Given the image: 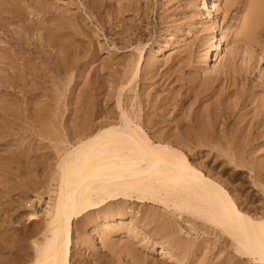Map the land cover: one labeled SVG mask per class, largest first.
Returning a JSON list of instances; mask_svg holds the SVG:
<instances>
[{
    "label": "bare ground",
    "instance_id": "bare-ground-1",
    "mask_svg": "<svg viewBox=\"0 0 264 264\" xmlns=\"http://www.w3.org/2000/svg\"><path fill=\"white\" fill-rule=\"evenodd\" d=\"M12 1L14 2V0H12ZM21 1H23V0H21ZM119 1L122 2V0H119ZM211 1L212 0H202L200 3V7L198 6V8H200V11L204 10V12H205L204 14L206 16V19L208 18L209 20H212L213 16H214L213 15L214 11H212V9H211L212 6L210 7V4L213 3ZM213 1H216V0H213ZM228 1H230V0H224V4ZM126 2L124 4H126ZM20 3H19V5H20ZM219 3H220V1H219ZM127 4H128V2H127ZM263 4H264V0H249L247 12H246V14H244V17L242 20V24L246 27L248 32H250L252 30L253 25L256 22L257 18L261 14H263V11H264V9H262ZM22 5H25V4H22ZM27 5H28V3H27ZM38 5H40V4H38ZM29 6H30V4H29ZM217 6H219V5H217ZM217 6H215V7H217ZM224 7L225 8L223 11H226V4ZM41 8H39V9H41ZM127 8H129V4H128ZM12 9H14V8H12ZM23 9H24V7H23ZM66 9H67V7H66ZM220 10H221V8H220ZM8 11H10V10H8ZM241 11H243V9ZM22 12H23V10H22ZM36 12H38V11H36ZM117 13H118V11H117ZM238 13H239V11H238ZM23 14H24V12H23ZM45 14H43V15H45ZM66 14H67V12H66ZM199 14H200V12H199ZM168 16H169V14H168ZM168 16H166V17H168ZM7 18H11V17L8 16ZM70 18L72 19V17H70ZM175 20H176V18H175ZM15 21H16V19H15ZM48 21H50V20H48ZM211 22H213V21H211ZM63 24H65V23H63ZM80 24H79V26H80ZM15 25H17V24H15ZM129 25H131V24H129ZM211 25H213V24L211 23ZM31 26H32V24H31ZM40 26L41 25H38V27L37 26L36 27L40 28ZM54 26L55 25H53V27ZM132 26H133V24H132ZM16 27H18V25ZM53 27H51L50 29L52 30ZM59 28H61V27H59ZM13 29H14V27H13ZM25 29H24V31H25ZM32 29H33V26H32ZM211 29H213V28L211 27ZM238 29L240 30L239 27H238ZM57 30H59V29L57 28ZM71 31L73 32V29L70 30V32H69L70 34H72ZM242 31H243V29H242ZM242 31L240 32V34L242 33ZM63 32H61V33H63ZM65 32H66V30H65ZM221 32H223V31H221ZM42 33H43V31H42ZM226 33H228V32H226ZM67 34H68V32H67ZM240 34H238L239 36L237 35L238 38H241ZM14 35L15 34H13V36ZM34 35H36V34H34ZM40 35H42V34H40ZM64 35L66 36V34H64ZM231 35H232V33H231ZM234 35H236V34H234ZM45 36H46V34H45ZM61 36H62V34H61ZM214 37L215 36L213 35V39H215ZM65 38H68V37H65ZM210 39H211V37H210ZM228 39H230V36ZM61 40H63V39L62 38L59 39V37L57 39V38L49 35V37L47 36L46 42L48 41L47 44L50 43L54 47H58V46L60 47L62 45V42L64 43V41H61ZM68 40H70V39H68ZM72 40H73V38H72ZM72 40H70V41H72ZM120 40H122V39L120 38ZM228 42H229V40H228ZM7 43H9V42H7ZM20 43H18V44H20ZM137 43H138L137 45H139V47H137L139 50L138 61L133 62L131 60L130 62H123L122 60H118L117 62L114 63V66L112 65L111 69L108 70V71L111 70L109 72V74L104 76V74H102V72L99 73V71H98V74L97 75L94 74L95 77L92 78V79H94V82L97 84V86H99V88L105 82H107L106 84L109 85V88L107 89V87L103 85L102 87H106V88H103V89H105L104 90L105 92L101 91L104 95L106 94V99H102V97H99V100L101 98L102 100L106 101L107 98H113V100L115 101L114 108L112 110L106 111L104 108L102 109V106L97 103L99 101L96 102L94 100L95 97L93 98L92 96H90L93 99L91 98V99H88L86 101L82 100L84 102H83V105L80 104L82 106L80 107L81 109L79 110V116L77 115L78 116L77 119L72 120L73 122L69 120L68 116H63L64 111H61L62 107L70 105L68 102H66L65 104H64V102L59 103L60 100L62 101V99H60L58 97H55L54 99L53 98L50 99V97H47L46 91L48 90L47 87H49V86H47L46 84L48 82H46V84H44L43 82H45V81L52 82V80H53L52 79L53 77L51 78V75L49 76L50 73L49 74L47 73L48 75H46V72H45V68H47L49 65H46L47 67H45L43 69L39 63H36L39 60L37 59V61H36V59H35V61H36L35 62L34 58L32 59V57L34 55L32 57L30 56L32 52L31 53L29 52L30 54H25L24 52H21L22 48L20 49L19 47H17V48L20 49V51L17 49V50L11 51V53H6V54L4 53L5 55L3 54L4 55L2 57L3 58V62H2L3 66H1V69H0V71L2 70V72L0 74V89L2 88V91H3L0 94V96H2V98L0 99V131H1L0 137L2 135V140H5V138H7V135L5 138H3L4 137L3 135L6 132H4L2 134L3 130L1 129L2 127H5L8 130H10L7 134L13 133L16 136V134L20 133L19 131H21V130L26 131V132L28 131V132H30V134L35 133V135L37 134L38 136H40L43 139L48 137L47 140L53 139V142H55V143H58V144L62 143V147L60 146L59 148H56L57 150H53V151H57V152H55V156H54V157H56V158H54L56 160V161H54L55 162L54 163L55 164L54 165V174L56 175L55 178H57V181H56V188H54L55 191L53 193L52 203L49 205L48 211H44L43 214H37L36 213V215H34V218L32 219V220L41 219L44 221L45 228L43 229L44 232L42 233L43 239L41 241H33L32 242V244H31L32 249H33V250H31L32 252L31 251L29 252L28 250L25 251L22 248H15L13 246H12V248L16 249L15 251L11 250L12 251L11 252L10 249L5 250V255L4 256L1 255L2 259L0 261V264H71L73 261H75V254H76V252L73 248L74 247V239H73V229L74 228L73 227H75L76 225L73 226L74 225L73 221L76 222L75 219H77V218L80 219V217L83 218L84 216H85L84 218L86 219L87 217L91 216L93 214L92 211H94L96 209L100 210V208L105 207V206H107L109 208L111 206V204H119V205L122 204L123 206H121V207H122L123 211L121 212L119 210L121 213L118 212L119 213L118 216L115 214H110V215L108 214L109 215L108 219L113 220V221L115 220V221H117L118 225H120L119 223H122L123 219H127L128 217H130L129 223H131L130 219L137 217L136 214L138 212V211L134 212V208L131 205L132 204L131 202L150 203L152 205H156V206L164 205L166 207L172 205L173 209H174V206H175V208L177 206L178 208L183 209L185 211L179 215L181 219H183L184 221H189V223L190 222L193 223L195 229L196 228L199 229L205 235H207V234L213 235L216 239H220L221 241H223L225 246L228 249L230 248L232 250V252H233L232 255H234V256L240 255L241 258L248 259L253 264H264V212L261 211V208L260 209L258 208L259 210L258 209L254 210V208L247 206V204H245L244 199H242L239 196H237L236 194H234L235 192L232 191V189L230 188V186L226 182V180L223 177H221L220 174H217V173H215V171L213 172L211 170V168H212L211 166H210L211 168H208L207 165H205V163H201L199 161L198 162L194 161L193 155H197V152L201 149L197 148L198 151L195 149L194 152H191L192 151L191 150V148H192L191 143H194L195 146H204L205 145L206 147L210 146L211 148L213 146V143H221V144L222 143H228V144L233 143V144H230L228 148L226 147L227 149L225 148L226 151L224 154L220 150L218 151V153L221 152L220 155L217 153L221 158L220 159L218 158L219 160L217 158H215L214 164L219 163V162H223V161H228L229 163L233 162L235 165H237L239 170H242V169L243 170L244 169L249 170L254 176L253 177V183L255 185H257L260 188V190H262L264 192V179H263L264 177L261 178L260 177L261 174H259V172L262 171V167H264L263 166L264 164L262 163L263 162L262 159L255 160L256 158H253L251 156L252 154L254 155V153H255L254 151H253L254 153L252 152L253 148L252 149L247 148V146H246L247 149H245V147L242 148V145H241V149H240V147H238V145L236 144V143H252V144L253 143L254 144L255 143L256 144L257 143H264V97L263 98H259V97L257 98L255 96H253L252 95L254 93V91H253V93L251 95L253 96L254 99L249 101L250 106L246 105L247 103H244L243 106L245 109H243V110H239V111L236 110L237 112L234 109L226 110V111H218V110L212 111V109L206 110L204 108L206 111L203 112V110H202L201 112H203V113L200 114L196 108L198 106H196V107L193 106L197 111L193 110L194 108L191 109L192 107L189 108V106H188V105H193V103L195 101V100L190 99V98H192L191 96L194 94L193 93L192 95H190V98H189L190 101H188V105H187L188 109H186V107L184 106V103H185L186 99L189 97V95L181 94L179 92V90H176L175 87L169 88L167 92L165 91L166 94H164V95L160 94V90L163 89L162 86H165V87L167 86L166 81L167 80L172 81L171 76H169V75L166 76V72H168V70H167L168 66H165V67L159 69L158 64L156 65L154 63L155 61L154 60L152 61V59H150V57L152 55L150 57L148 56L149 59L145 60L144 59L145 55L144 56H142L143 54L141 55V51H143L142 50L143 46H141L142 45L141 43H143V42H141V43L137 42ZM211 43H212V44H210V46H212L211 49H214L216 56H219L220 54H222L220 51V48H219L218 40H215ZM226 43H227V41H226ZM229 43H227V44H229ZM28 44H30V43L28 42ZM246 44H245V46H246ZM9 45H10V43H9ZM9 45L7 47H10ZM85 45H87V44H85ZM177 45H178V42H177ZM20 46H22V45H20ZM226 46H228V45H226ZM7 47H6V49H7ZM70 47H72V46H70ZM100 47H101V45H100ZM12 49H14V47ZM28 49H30V48H27V50ZM106 49H107V47H106ZM106 49H105V51H106ZM9 50H11V49H9ZM57 50H59V49H57ZM61 50H63V48ZM22 51H24V50H22ZM29 51H32V50H29ZM34 51H35V49H34ZM3 52H4V50H3ZM7 52H9V51H7ZM207 52H208V48L206 49L205 56H207V54H208ZM243 52H245V51H243ZM26 53H28V52H26ZM38 53H40V52L38 51ZM0 54H2V53H0ZM33 54H35V53H33ZM81 54H82V52H81ZM113 54H114V52H113ZM150 54H152L151 51H150ZM168 54H169V52H168ZM234 54H235V52H234ZM47 55H48V53H47ZM248 55H249V53H248ZM37 57H39V55L36 56L35 58H37ZM2 58H1V61H2ZM106 58H107V56H106ZM154 58H155V56H154ZM203 58H205V57H203ZM207 58H208V56H207ZM40 60H41V58H40ZM113 60H116V59H113ZM144 60H145V62H144ZM203 60H202V62H203ZM171 61H172V59H171ZM161 62H162V60H161ZM2 63H0V65ZM199 63L201 64V62H199ZM171 64H173V63L171 62ZM120 65H121V67H120ZM102 66H106V65L103 64ZM197 67H199V64ZM201 67L202 66L200 65V68ZM107 68H109V67H107ZM202 68L205 69V67H202ZM57 71H56V73H57ZM48 72H49V70H48ZM50 72H52V71H50ZM53 72H52V74H53ZM209 72H211V71H209ZM213 72H214V70H213ZM60 73H63V72L60 71ZM60 73H58V74L61 77L62 74H60ZM169 73H170V70H169ZM175 73H176V71H175ZM76 74L77 73H75L74 75H76ZM78 74H79V72H78ZM78 74H77V76H78ZM80 74H81V72H80ZM173 74H174V71H173ZM56 76H54V78ZM69 77H70L69 79L71 81L73 77L72 78H71V76H69ZM175 78H177V77H175ZM88 79H89V76H88ZM180 79L181 78H178V81H180ZM189 79H190V77H189ZM62 80H64V79H62ZM210 80H212V79H210ZM232 80H234V79H232ZM65 81H66V79H65ZM67 81L69 82V80H67ZM186 81H185V83H186ZM224 81H226V80H224ZM60 82H62V81H60ZM66 82H64V84ZM59 83H57V84H59ZM72 83H74V82H72ZM137 83H138L139 88L136 89L135 85L137 86ZM190 84H191V82H190ZM192 84H194V83H192ZM207 84L208 83H206V87H207ZM67 86H68V84H67ZM71 86H73V85L71 84ZM63 87H65V86H63ZM63 87H60V88H63ZM102 87H101V89H102ZM169 87H171V86H169ZM262 87H264V86H262ZM262 87H261V89H263ZM52 88L56 89L57 86L52 87ZM68 88H70V87H68ZM68 88H66V89H68ZM88 88H89V86H88ZM246 88L248 89L249 87H246ZM252 88H253V86H252ZM252 88H251V90H252ZM59 89L57 91L58 93H59ZM95 89H97V87ZM257 89H259V88H257ZM89 90H90V88H89ZM92 90L94 91L93 88H92ZM49 91H50V89H49ZM64 91H65V89H64ZM186 91H187V89H186ZM190 91H192V90H190ZM190 91H188V92H190ZM65 92H67V91H65ZM94 92H96V91H94ZM97 92H99V91L97 90ZM101 92H100V94H101ZM16 93H21V97L18 96L20 94H16ZM83 93H85V91ZM182 93H185V92H182ZM100 94H98V95H100ZM186 94H188V93L186 92ZM189 94H191V92ZM238 94H240V93L238 92ZM255 94H256V92H255ZM258 94H259V92H258ZM61 95H63V92L61 93ZM65 95H66V93H65ZM87 95H86V98H87ZM234 95H236V94H234ZM240 95H242V94H240ZM50 96H52V95H50ZM68 96H69V94L67 95V97ZM70 96H71V94H70ZM186 96H188V97L185 99ZM248 96H249V93H248ZM63 98H65V97H63ZM68 98H69V100L71 99L70 97H68ZM237 98H239V97H237ZM250 98H251V96H250ZM203 99H205V98H203ZM233 101H234V99H233ZM239 101H240V99H239ZM241 101H243V100H241ZM186 103H187V101H186ZM236 103H237V100H236ZM105 104H106V102H105ZM226 105H227V103H226ZM183 106L185 107L184 112H181V115L178 114V116H177V110L178 109L182 110ZM212 106H214V105L212 104L210 106V108ZM199 107L202 109V105L201 106L199 105ZM229 107H230V105H229ZM56 108L58 111L56 110ZM73 109H75V108H73ZM78 109H79V107H78ZM236 109H238V108H236ZM55 110L57 111L58 117L57 116L56 117H57V119L59 118L58 119L59 122L57 121V119H55L56 121L54 120V115L56 114V112L54 115H53V113ZM63 110H65V108H63ZM66 110H68L67 112H70L68 108H66ZM76 110H75V112H76ZM178 112L180 113V110ZM69 116H71V115H69ZM49 118H50V120H49ZM72 119H74V118H72ZM229 121H233V124H232V126L227 128L226 123L227 122L229 123ZM49 122H51V123H49ZM48 125H50L51 127H55L57 129L59 128V130H60V131H58L59 134H56L55 137H53L52 136L53 134H52L51 138H50V135H49L50 133L48 134L47 133L48 131H45L46 129H48V127H47ZM12 130H14V131H12ZM49 130H51V129H49ZM68 130L75 132L76 135H75V137H73V139L74 138L76 139L75 141H72V139H71L72 136H70V134H68L69 133ZM49 132H51V131H49ZM45 133H46V135H45ZM55 133H56V131H55ZM47 134H48V136H47ZM11 136H13V135H10L9 137H11ZM19 137L21 139V136H19ZM35 138L36 137L34 136V139ZM41 138H39V139L41 140ZM43 139H42L43 143L47 141L46 139H45L46 141H43ZM17 141H16V143H17ZM24 142H26V141L24 140L23 143ZM28 143H29V141L27 140V144ZM30 143H31V141H30ZM23 145H25V144H23ZM23 145H21V146H23ZM246 145H248V144H246ZM21 146L19 149H21ZM32 146H33V144H32ZM256 146H259V145H256ZM17 147H19V146H17ZM29 147H31V146H29ZM53 147L55 149L56 145ZM39 148H41V147H39ZM45 148H47V147L45 146ZM258 148H260V147H258ZM24 149H27V147ZM255 149H257V148H255ZM36 150H38V149L36 148ZM13 151H15V150H13ZM260 151H263V150H260ZM213 152L214 151H212V153ZM251 152H252V154H251ZM33 153H34V151H33ZM38 153L36 154L37 156H38ZM256 153H257V151H256ZM262 153L260 155H262ZM259 154H257V156ZM203 155L204 154H202V156ZM218 155H216V156H218ZM206 156L209 157V154H207ZM224 156L226 158H228V160H225ZM255 156H256V154H255ZM30 157H31V155H30ZM42 157H44V156H42ZM212 157H213V155L210 154V159ZM263 157H264V154H263ZM49 158H51V157H49ZM41 159H43V158H41ZM26 160H28V159H26ZM34 160H33V162H34ZM46 160H47V158H46ZM46 160H44V161H46ZM52 160H51V162H52ZM37 161H35V162L37 163ZM16 162H18V161L16 160ZM39 162L42 163L41 160ZM207 162H208V160H207ZM20 164H23V163H20ZM37 164H39V163H37ZM37 164H35V165H37ZM24 166H26V165H24ZM24 166H22V167H24ZM43 166H44V164H43ZM237 166H235V167H237ZM34 168L35 167H33L31 169H34ZM222 168H226V167L222 166ZM238 169H236V170H238ZM50 170H52V169H50ZM50 170H47V171H50ZM225 170H227V168ZM28 171H30V170H28ZM32 171H30V172L32 173ZM39 171L41 173L42 170H40V169L37 170V173ZM235 172H237V171H235ZM34 174H36V172ZM221 174H222V172H221ZM50 175H52V173ZM39 178H42V177L39 176ZM232 178L234 180V177H232ZM45 180H48V179H45ZM49 180H50V177H49ZM49 180L45 181V182L48 183ZM228 180H229V178H228ZM41 181H44V180L41 179ZM241 186H242V184H241ZM45 188L47 189V186ZM36 191H37V189H36ZM259 192H261V191H259ZM251 193H249V194H251ZM243 195H245V194H243ZM249 197H250V195H249ZM259 200L260 199H258V201ZM246 201H248V200H246ZM178 208H177V211H178ZM116 209H118V208H116ZM165 209H167V208H165ZM102 210H103V208H102ZM104 210H106V209H104ZM109 210H111V207ZM102 212H100V213H102ZM106 213H109V212H106ZM34 214H35V212H34ZM96 214H97V211H96L95 215ZM102 214L105 215L104 213H102ZM95 215L93 214L92 217H94ZM44 216H47L48 220H45ZM104 217L106 218L107 216H104ZM138 217L141 220L142 215H139ZM96 218H99V217L96 216ZM108 219H107V222H109ZM91 220H90V223L93 221V220L92 221ZM79 221L77 220V222H79ZM88 221H89V218H88ZM99 221H100V219H99ZM35 222L33 221L32 223H35ZM96 222L97 221H95L94 223H96ZM80 223H82V221H80ZM133 223H131L132 226H135V225H133ZM35 224H38V223H35ZM86 224H87V222H86ZM29 225L30 224H28V226ZM42 225H43V223H42ZM88 225L89 224H87V226ZM100 225H102V224H100ZM125 225H127V224H125ZM30 226H31L30 228H32V226H34V225H30ZM40 227H43V226H39L38 228H40ZM110 227L113 228L112 224L106 223L102 229L104 231L103 233L108 232L106 230H108V228L111 229ZM124 227H127V226H124ZM83 228H85V227H83ZM131 228L135 229V227H128L129 230ZM152 228H153V226H152ZM97 229L98 228H96V230ZM120 229H123V228L121 227ZM14 230H18V229H14ZM30 230H33V229H30ZM98 230L100 231V229H98ZM82 231H83V229H82ZM131 231L132 230H130V232ZM22 232H24V231H22ZM25 232H24V234H25ZM34 232L36 233V231H34ZM87 232H88V234H91V235L93 234L92 230L87 231ZM11 233H14V232L12 231ZM15 233H17V231ZM125 233H127V232H125ZM123 234H124V232H123ZM8 235L9 234H7V236ZM82 235H83V237L85 236L84 234H82ZM19 236L20 235H18V237ZM32 236H34V235H32ZM109 236H110V234H109ZM27 237H30V236H27ZM86 237H87V235L85 236L84 239H86ZM105 237H106V235H105ZM8 238H9V236H8ZM16 238H17V236H16ZM21 238H22V240L24 239L23 237H21ZM30 238H32V237H30ZM3 239H6V238L3 237ZM18 239L20 240V238H18ZM93 239L90 242H86V244L88 243V245H86L87 247L82 246L83 250L88 249L89 254L86 252L88 255L87 254L85 255V251H82L79 253V255L77 257L78 260L80 262H82V264H98L99 262L102 261L101 257H102V255H104V253H102V255H99L96 252H94L96 245H95V241ZM140 239H141V237H140ZM12 240H14V238ZM22 240H21V242H22ZM85 241H83V242H85ZM9 242L11 244V241H9ZM111 243H112V241H111ZM6 244H8V243H6ZM16 244H18V242ZM24 244L27 246V243H25V241H24ZM13 245H15V244H13ZM164 245L163 244L160 245L159 253H166L167 249ZM7 247H9V246H7ZM18 247H20V246H18ZM76 247H77V245H76ZM180 248H181V246H180ZM120 249L121 248H119V250ZM228 249H226V250H228ZM3 250L4 249H2V251ZM6 251H10V252L9 253L7 252L8 253L7 254ZM116 252H118V250ZM124 252H125V250H124ZM0 253H1V251H0ZM98 253H101V252L98 251ZM227 255H228V253H227ZM230 255H231V252H230ZM126 256L127 255H125V257ZM187 257H188V254H187ZM236 261H238V260L235 259V262ZM241 261L242 260H240L239 262H241ZM125 264H127V262H125Z\"/></svg>",
    "mask_w": 264,
    "mask_h": 264
},
{
    "label": "rangeland",
    "instance_id": "rangeland-1",
    "mask_svg": "<svg viewBox=\"0 0 264 264\" xmlns=\"http://www.w3.org/2000/svg\"><path fill=\"white\" fill-rule=\"evenodd\" d=\"M126 1L129 4V8H127L128 4ZM201 1L202 0H122V2H121L119 0H90V1L89 0H26V1L25 0H23V1L14 0V2H13L12 0H0V48H1L0 53H2V54H0V63L3 62L2 57L6 53H11V51L17 50L18 49L17 47H19L20 49L22 48V50H24V51L21 50V52H24L25 54H30L32 52L30 56L32 57L34 55L32 57V59L34 58V61H35V59H36V61L38 59L39 61H37V62L35 61V62L39 63L43 69L45 67H47L46 65H49L47 68H45V72H46V75H48L50 73L49 76L51 75V78L53 77L52 78L53 80H52V82H50V81L43 82L44 84H46V82H48L46 85L49 86V87H47L48 90L46 89L47 93L46 92L45 93L47 94V97H50V99L51 98L54 99L55 97L62 99V101L60 100L59 103L64 102V104H65L66 102H68L70 104L68 106L62 107L61 111H64L63 116H68L69 120L72 121V120L77 119V117L79 116V110L81 109L80 107L83 105V102L88 100V99H91L92 97L93 98L95 97L94 100L96 102L99 101L97 103L102 106V109L104 108L106 111H108V110H112L114 108L115 101L113 100V98H107L106 101L102 100V99H106V94L104 95L102 92H105L104 91L105 89H103V88H106V87H107V89L109 88V85L106 84L107 82H105L103 84L106 87H102L103 85L101 86L103 89L102 90L101 87L99 88V86H97V84L94 82V79H92V78L95 77L94 74L95 75L98 74V71H99V73L102 72V74H104V76L109 74V72L111 70L110 71H108V70L111 69V66L112 65L114 66V63L117 62L118 60H122L123 62H130L131 60L133 62L138 61L139 50L137 47H139V45H137L138 44L137 42H140V43L143 42V43H141L142 44L141 46H143L142 47L143 51H141V55L142 54H143L142 56L145 55L144 59L145 60L149 59V57L152 55L153 57L151 56L150 59H152V61L154 60L155 61L154 63L156 65L158 64L159 69H161L165 66H168V69H167L168 72H166V76L169 75L172 77V81H170V80L166 81V83H167L166 87L162 86L163 89H161V90L162 91L164 90V91L162 92L160 90V94L164 95V94H166V92L168 91L169 88L175 87L176 90H179V92L181 94L189 95V97L188 96L185 97V99L188 97L187 98L188 100L186 99L187 103H186V101L184 103V106L186 107V109H188V107H187L188 101H190V99L195 100L193 105H188V106H189V108L192 107L191 109L198 106L196 108L200 114L205 112L206 110H209V109L210 110L212 109V111H216V110L226 111V110H231V109H234L235 111L236 110H238V111L243 110V109H245L243 104L247 103L246 105H249V101L254 99L253 96H255L257 98L258 97L259 98L264 97V94H263L264 93L263 92L264 87H262V86H264V74H263L264 73V11H263V14H261L257 18L256 22L253 25L252 30L250 32H248L246 27L242 24V20H243L244 14H246V12H247L249 0H247V1L246 0H230V1L225 3L226 4V11H223L225 8L224 7L225 6L224 0H216V1L212 0L211 2H213V3L210 4V7L212 6L211 7L212 11H214L213 12L214 16H213L212 20H209L208 18L206 19V16L204 14L205 13L204 10L200 11V8H198V6L200 7ZM219 1H220V3H219ZM18 2L19 3L21 2L20 3L21 6L19 5ZM125 2H126V4H124ZM27 3H28V5H27ZM22 4H25V5H22ZM29 4H30V6H29ZM38 4H40V5H38ZM217 5H219V6H217ZM215 6H217V7H215ZM242 6L243 7L245 6V7L243 8ZM23 7H24V9H23ZM66 7H67V9H66ZM12 8H14V9H12ZM39 8H41V9H39ZM220 8H221V10H220ZM240 9L241 10L243 9V11H241ZM262 9H264V4H263ZM8 10H10V11H8ZM22 10H23L24 14H23ZM116 10L118 11V13ZM36 11H38V12H36ZM238 11H239V13H238ZM66 12H67V14H66ZM199 12H200V14H199ZM43 14H45V15H43ZM168 14H169V16H168ZM165 15L168 17H166ZM8 16L11 18H7ZM70 17H72V19ZM175 18H176V20H175ZM15 19H16V21H15ZM48 20H50V21H48ZM211 21H213V22H211ZM63 23H65V24H63ZM78 23L79 24L81 23L80 26ZM211 23L213 25H211ZM15 24H17L18 27H16L17 25H15ZM31 24L33 26V29H32ZM129 24H131V25H129ZM132 24H133V26H132ZM38 25H41L42 27L40 26V28H37ZM53 25H55V26L53 27ZM13 27H14V29H13ZM51 27H53L52 30L50 29ZM59 27H61V28H59ZM211 27L213 29H211ZM238 27L240 28V30L238 29ZM57 28L59 30H57ZM70 28L73 29V32L75 31L74 32L75 34L72 31H71L72 34L69 33L71 30ZM24 29L26 32L24 31ZM242 29H243V31H242ZM65 30H66V32H65ZM42 31H43V33H42ZM221 31H223V32H221ZM241 31H242V33L240 34ZM61 32H63V33H61ZM67 32H68V34H67ZM226 32H228V33H226ZM33 33L36 35L38 34V35L36 36ZM44 33L46 34V36ZM231 33H232V35H231ZM13 34H15V35L13 36ZM40 34H42V35H40ZM61 34H62V36H61ZM64 34H66V36ZM234 34H236V35H234ZM238 34H240L241 38H238V36H239ZM49 35H51L57 39H58V37H59V39L62 38L63 40H61V41H64V43L62 42V45L64 44L65 46L63 45L64 46L63 47L61 45L60 47L59 46L54 47L50 43H49L50 45L47 44L48 41L46 42V40H47V36L49 37ZM213 35L215 36L214 37L215 39H213ZM64 36L68 37V38H65ZM229 36H230V39H228ZM210 37L212 40L210 39ZM72 38H73V40H72ZM120 38L122 40H120ZM68 39H70L72 41H70ZM215 40H218L219 48H220V51L222 53L219 56H216L214 49H211L212 46H210V44H212L211 42H213ZM228 40L230 43L228 42ZM226 41L229 44H227ZM7 42H9L10 45ZM17 42L18 43L21 42V43L18 44ZM28 42L30 44H28ZM177 42H178V45H177ZM85 44H87V45H85ZM129 44L130 45L132 44V45L130 46ZM245 44H246V46H245ZM8 45L10 47H7ZM20 45H22V46H20ZM100 45H101V47H100ZM226 45H228V46H226ZM70 46H72V47H70ZM6 47H7V49H6ZM13 47H14V49H12ZM106 47H107V49H106ZM8 48L11 50H9ZM27 48H30V49L27 50ZM62 48H63V50H61ZM207 48H208V52H207L208 58H207V56H205V52H206ZM2 49L4 50V52ZM20 49H18V50L20 51ZM34 49H35V51H34ZM57 49H59V50H57ZM105 49H106V51H105ZM6 50L9 52H7ZM29 50H32V51H29ZM38 51L40 53H38ZM150 51L152 54H150ZM243 51H245V52H243ZM26 52H28V53H26ZM81 52H82V54H81ZM113 52H114V54H113ZM168 52H169V54H168ZM234 52L236 55L234 54ZM247 52L249 53V55ZM33 53H35V54H33ZM47 53H48V55H47ZM38 55H39V57L35 58ZM106 56H107V58H106ZM154 56H155V58H154ZM203 57H205V58H203ZM1 58H2V61H1ZM40 58H41V60H40ZM113 59H116V60H113ZM171 59H172V61H171ZM145 60H144V62H145ZM161 60H162V62H161ZM202 60H203V62H202ZM171 62L173 64H171ZM199 62H201V64ZM103 64H105L106 66H102ZM198 64H199V67H197ZM200 65L202 67H205V69L202 67L200 68ZM1 66H3V63L0 65V69H1ZM107 67H109V68H107ZM120 67H121V65H120ZM48 70H49V72H48ZM169 70H170V73H169ZM213 70H214V72H213ZM50 71H52V72L54 71L55 72V73L53 72L54 75ZM56 71H57V73H56ZM60 71L63 73H60ZM173 71H174V74H173ZM175 71H176V73H175ZM209 71H211V72H209ZM1 72H2V70L0 71V74H1ZM78 72H79V74H78ZM80 72H81V74H80ZM58 73L62 74L61 75L62 78L59 76ZM75 73H77L78 76H77V74L74 75ZM54 76H56V77L54 78ZM69 76H71V78L73 77L71 81L69 79L70 78ZM88 76H89V79H88ZM175 77H177V78H175ZM189 77H190V79H189ZM178 78H181L180 81H178ZM62 79H64V80H62ZM65 79H66V81L69 80V82L68 81L66 82ZM210 79H212V80H210ZM232 79H234V80H232ZM224 80H226V81H224ZM60 81H62V82H60ZM63 81L66 83L64 84ZM185 81H186V83H185ZM72 82H74V83H72ZM190 82H191V84L192 83H194V84L191 85ZM57 83H59V84H57ZM206 83H208L207 87H206ZM67 84H68V86H67ZM71 84L74 87L71 86ZM87 85L89 86L90 90H89ZM56 86H57V88H56L57 90L52 88V87H56ZM63 86H65V87H63ZM169 86H171V87H169ZM252 86H253V88H252ZM60 87H63V88H60ZM68 87H70V88H68ZM94 87L95 88L97 87V89H95ZM246 87H249L250 89L249 88L247 89ZM261 87L263 89H261ZM59 88L61 90L62 89L63 90L61 91ZM66 88H68V89H66ZM92 88L94 89V91L97 92V90H98L99 92H97V93L94 92L92 90ZM135 88L136 89L139 88L138 83H137V86L135 85ZM251 88H252V90H251ZM255 88L256 89L259 88V89L256 90ZM49 89H50V91H49ZM58 89H59V93L57 92ZM64 89L67 92H65ZM186 89H187V91H186ZM190 90H192V91H190ZM84 91H85V93H83ZM188 91H190L191 94H189L190 92H188ZM253 91H254V93H253ZM257 91L259 92V94ZM2 92L3 91L1 88L0 94ZM62 92H63L64 96L61 95ZM100 92H101V94H100ZM182 92H185V93H182ZM186 92L188 94H186ZM238 92L242 95L238 94ZM247 92L249 93V96H248ZM255 92H256V94H255ZM65 93H66V95H65ZM67 93L69 94L68 97H70L72 100L71 99L69 100V98L67 97V95H68ZM16 94H20L18 96L21 97V93H16ZM70 94H71V96H70ZM98 94H100V95H98ZM234 94H236V95H234ZM50 95H52V96H50ZM86 95H87V98H86ZM190 95H192L191 96L192 98H190ZM90 96H92V97H90ZM236 96L239 98H237ZM250 96H251V98H250ZM63 97H65V98H63ZM99 97H102V99L100 98V100H99ZM1 98H2V96H0V99ZM203 98H205V99H203ZM233 99H234V101H233ZM239 99H240V101H239ZM82 100H84V101H82ZM236 100H237V103H236ZM241 100H243V101H241ZM105 102H106V104H105ZM226 103H227V105H226ZM80 104H82V105H80ZM212 104L214 106H212L210 108V106ZM199 105L200 106L202 105V109L199 107ZM229 105L231 108L229 107ZM71 106L75 109H73ZM184 106L182 107L183 108L182 110L181 109L177 110V116H178V114L181 115V112H184V109H185ZM78 107H79V109H78ZM63 108H65V110H63ZM66 108H68L70 112H67L68 110H66ZM236 108H238V109H236ZM56 110H57V108H56ZM56 110L53 113V115H54L56 112V114L54 115V120L57 119V117H58L57 116L58 110L57 111ZM75 110H76V112H75ZM179 110H180V113L178 112ZM193 110H196V109L194 108ZM202 110H203V112H201ZM68 114L71 116H69ZM72 118H74V119H72ZM58 119H57V121H58ZM49 120H50V118H49ZM49 123H51V122H49ZM226 124L228 125V126L226 125V127L229 128L230 126H232L233 121H229V123L227 122ZM47 127H48V129H46V130L44 129V130L48 131L47 132L48 134L50 133L49 134L50 138H51L52 134H53L52 135L53 137H55L56 134H59V132H58V131H60L59 128L57 129L55 127H51L50 125H48ZM4 128L5 127L1 128L3 130L2 134L4 132H6V133H4L3 138H5L6 135H7V138H5V140H2V135L0 137V139H1L0 140V234H1L0 235V247H1L0 248V251H1L0 261L2 259V256L5 255V250H8V249H10V251L16 250V249H13L12 246L15 248H22L25 251L28 250L30 252L31 250H33L32 246H31L32 242L33 241H41L43 239L42 233L44 232L43 229L45 228L44 221L41 219H36V220L35 219L32 220V219L34 218V215H36V213L37 214H43L44 211H48L49 205L52 203L53 193L55 191L54 188H56V181H57V178H55L56 175L54 174V165H55L54 161H56L54 159L56 157H54V156H55V152H57V151H53V150H57L56 148H59L60 146L62 147V143H59L60 144L59 145L58 143L53 142V139L47 140L48 137L43 139L40 136H38L37 134L35 135V133L30 134V132L27 131L28 132L27 133L26 131H23V130H21L22 132L19 131L20 133L16 134V136H15L13 133L7 134L10 130H8L7 128H5V129ZM49 129H51V130H49ZM12 131H14V130H12ZM49 131H51V132H49ZM55 131H56V133H55ZM68 132H69L68 134H70V136H72L71 137L72 141H75L76 139L75 138L73 139V137H75V135H76L75 132H72L69 130H68ZM0 133H1V131H0ZM48 134H47V136H48ZM10 135H13V136L9 137ZM45 135H46V133H45ZM19 136H21V139ZM34 136L36 137L35 139H34ZM39 138H41V140ZM42 139H43V141L47 140L46 141L47 143L46 142L43 143ZM22 140L23 141L25 140L26 142L23 143ZM27 140L29 141L28 144H27ZM16 141H17V143H16ZM30 141H31V143L33 142L32 144L34 147L30 143ZM23 144H25V145H23ZM230 144H233V143H229V144L228 143H222V144L221 143H213L212 148L210 146H207L208 147L207 148L205 145L204 146H195L194 143H191V147H192L191 152H194L195 149L197 150V148L201 149L199 151L197 150L198 151L197 155H193L194 156L193 160L197 161V162L199 161L201 163H205V165H207L208 168L212 167L211 170L213 172L215 171V173H217V174H220L221 177H223L226 180V182L229 184L232 191L235 192L234 194H236L237 196H239L240 198L245 200V204H247V206L254 208V210L261 208V211L264 212V192L262 190H260V188L253 183V177L254 176L249 170H247V169L239 170L237 165H235L233 162L229 163L228 161H223L224 163L219 162V163L214 164L215 158L220 159L221 157L219 155L221 154V152L224 154L226 149L229 147ZM236 144L238 145V147H240V149H241V145H242V148L245 147V149H247V148L252 149L253 148L252 152L254 151L255 153L253 152L254 153V155H253L251 152V154H252L251 156L253 158H256L255 160L262 159V161H263L262 163L264 164V157H263L264 143H257V144L256 143L255 144L254 143L253 144L252 143H236ZM246 144H248V145H246ZM21 145H23V146H21ZM52 145L53 146L56 145L55 149ZM256 145H259V146H256ZM17 146H19V147H17ZM20 146H21L22 150L19 149ZM29 146H31V147H29ZM45 146L47 148H45ZM246 146H247V148H246ZM23 147L24 148L27 147V149H24ZM39 147H41V148H39ZM258 147H260V148H258ZM36 148L38 150H36ZM255 148H257V149H255ZM13 150H15V151H13ZM219 150L221 152L218 153ZM255 150L257 151V153ZM260 150H263V151H260ZM33 151H34V153H33ZM212 151H214V152L212 153ZM259 151L261 153L263 152L262 155H260L261 153ZM38 152L44 157H42ZM37 153H38L39 157L36 155ZM202 154H204L205 156L204 155L202 156ZM207 154H209V157L206 156ZM210 154L213 155V157L211 159H210ZM255 154H256V156H255ZM257 154H259V155L257 156ZM30 155H31V157H30ZM216 155H218V156H216ZM48 156L51 158H49ZM41 158H43V159H41ZM46 158H47V160H46ZM224 158H225V160H228V158H226L225 156H224ZM26 159H28V160H26ZM32 159L33 160L35 159L34 162ZM206 159L208 160V162ZM16 160L18 162H16ZM40 160L42 163L39 162ZM44 160H46V161H44ZM51 160H52V162H51ZM35 161H37V163H39V164H37ZM20 163H23V164H20ZM35 164H37V165H35ZM43 164H44V166H43ZM24 165H26V166H24ZM234 165L237 167H235ZM22 166H24V167H22ZM28 166L29 167L31 166V167L29 168ZM222 166L226 167L227 170H225L226 168H222ZM33 167H35V168L31 169ZM39 169L42 170L43 172L41 171V173H40V171H39L37 173V170H39ZM46 169L47 170L52 169V170L47 171ZM236 169H238V170H236ZM263 169H264V167H262V171H260L261 173L259 172V174H261L260 175L261 178L264 177V170ZM28 170H30V171L33 170V171L31 173ZM235 171H237L238 173ZM35 172L37 175L34 174ZM50 172L52 173V175H50L51 174ZM221 172H222V174H221ZM39 176L42 178H39ZM49 177H50V180H49ZM227 177L229 178V180ZM232 177H234V180ZM41 179L44 181H41ZM45 179H48L49 182L48 183L45 182V181H48ZM241 184H242V186H241ZM46 186H47V189L45 188ZM36 189H37V191H36ZM259 191H261V192H259ZM249 193H251V194H249ZM243 194H245V195H243ZM249 195H250V197H249ZM257 198L260 200L258 201ZM246 200H248V201H246ZM131 203L130 204L133 206L134 212L138 211L137 212L138 215L136 214V216L138 217L139 215H142L141 220L139 217L138 218L134 217L135 219L134 218L130 219L131 223L134 222L133 225H135V226H132V224L129 223L130 217H128L127 219H123V222L119 223L120 225H118L117 221H115V220L113 221V220L108 219L109 218L108 216L110 214H115L118 216V214L123 211V209L121 207V206H123L122 204H120V205L119 204H111V206H110L111 210H109L110 207L108 208L107 206H105V207H102L103 210H102V208H100V210L99 209L94 210L95 212L92 211V213L94 215L97 211V214L94 216L95 218L92 217L93 216V214H92L91 216L87 217L86 219L84 218L85 217L84 216L83 218L80 217V219L79 218L75 219L76 222L73 221V224H74L73 226L76 225L75 227H73L74 228L73 229V239H74V247L73 248H74L76 254H75V261H73L71 264H82V262H80L77 257L79 255V253L82 251H85V255L88 253V249L83 250L82 246L87 247L86 245H88V243L86 244V242H90L93 238H94L93 240L95 241V245H96L94 252H96L99 255H102V253H104V255H102V257H101L102 261L99 262L100 264H125V262H127V264H232V263L233 264H253V263H251L250 260L245 259V258H241L240 255H235V256L232 255V253H233L232 250L230 248L228 249L225 246V244L223 243V241H221L220 239H216L213 235H209V234L205 235L199 229H197V228L195 229L193 223H191V222L189 223V221H184L183 219H181L179 215L182 214L183 212H185L183 209H180L177 206H176V208L174 206V209H173L172 205L166 207L164 205L156 206V205H152L150 203H140V202H131ZM116 208H118V209H116ZM165 208H167V209H165ZM177 208H178V211H177ZM104 209H106V210H104ZM34 212H35V214H34ZM100 212L104 213L105 215H103ZM106 212H109V213H106ZM96 216L99 218H96ZM104 216H107V217L105 218ZM44 218H45V220H48L47 216H44ZM88 218H89V221H88ZM99 219H100V221H99ZM107 219L109 220V222H107ZM77 220L82 221V223H80V221L77 222ZM90 220L93 223L95 221H97V222L93 224L92 222L90 223ZM33 221L34 222L36 221L35 223H38V224L32 223ZM86 222H87V224H89L88 226H87ZM42 223H43V225H42ZM106 223L112 224L113 228L110 227L111 229L108 228V230H106L108 232L103 233L104 231L102 229ZM28 224L34 225V226H32V228H30L31 226L30 225L28 226ZM100 224H102V225H100ZM125 224H127V225H125ZM39 226H43V227L38 228ZM124 226H127V227H124ZM152 226H153V228H152ZM83 227H85V228H83ZM121 227L123 229H120ZM128 227H135V229L131 228L130 230H132V231L130 232ZM96 228L100 229V231L98 229L96 230ZM14 229H18V230H14ZM30 229H33V230H30ZM82 229H83V231H82ZM90 230H92V232H93L92 235L94 237L91 234H88L87 231H90ZM12 231L14 233L17 231V233H15V234L11 233ZM22 231H24V232L26 231L25 234ZM34 231H36L37 234ZM78 232L79 233L81 232V233L79 234ZM123 232H124V234H123ZM125 232H127V233H125ZM7 234H9L8 235L9 238H8ZM82 234H84L85 236L87 235L86 239H84L85 236L83 237ZM109 234L111 237L109 236ZM18 235H20V236L18 237ZM32 235H34V236H32ZM105 235H106V237H105ZM16 236H17V238H16ZM27 236L32 237L34 240L30 237H27ZM3 237H5L6 239H3ZM21 237H23L25 240L24 239L22 240ZM140 237H141V239H140ZM11 238L12 239L14 238L15 241L12 240ZM18 238H20V240ZM21 240H22V242H21ZM9 241H11V244ZM24 241H25V243H27V246L24 244ZM83 241H85V242H83ZM111 241H112V243H111ZM17 242H18V244H16ZM6 243H8V244H6ZM13 244H15V245H13ZM159 244L160 245L165 244L164 246L167 249L166 253H159V250H160ZM76 245H77V247L78 246L79 247L77 248ZM7 246H9V247H7ZM18 246H20V247H18ZM180 246H181V248H180ZM119 248H121V249L119 250ZM2 249H4V250L2 251ZM226 249H228V250H226ZM115 250L116 251L118 250V252H116ZM124 250H125V252H124ZM10 251H6V253L7 252L9 253ZM98 251L101 253H98ZM230 252H231V255H230ZM227 253H228V255H227ZM187 254H188V257H187ZM125 255H127L128 257L127 256L125 257ZM235 259L238 261L235 262ZM240 260H242L241 261L242 263L239 262Z\"/></svg>",
    "mask_w": 264,
    "mask_h": 264
}]
</instances>
